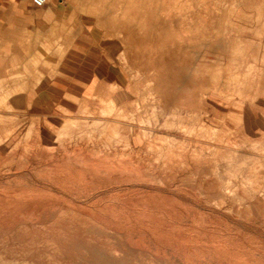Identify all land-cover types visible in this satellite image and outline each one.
Segmentation results:
<instances>
[{
    "label": "rangeland",
    "instance_id": "rangeland-1",
    "mask_svg": "<svg viewBox=\"0 0 264 264\" xmlns=\"http://www.w3.org/2000/svg\"><path fill=\"white\" fill-rule=\"evenodd\" d=\"M55 1L0 39V264H264V0Z\"/></svg>",
    "mask_w": 264,
    "mask_h": 264
},
{
    "label": "crops",
    "instance_id": "crops-1",
    "mask_svg": "<svg viewBox=\"0 0 264 264\" xmlns=\"http://www.w3.org/2000/svg\"><path fill=\"white\" fill-rule=\"evenodd\" d=\"M64 4L55 0H45L42 6H38L33 0H0V39L3 43L1 45L4 49L11 50L19 43V55H23L21 50L28 48L25 44L28 42L35 44L40 35L53 32L62 25L60 12L63 8H70ZM63 22L66 24V18Z\"/></svg>",
    "mask_w": 264,
    "mask_h": 264
},
{
    "label": "built area",
    "instance_id": "built-area-1",
    "mask_svg": "<svg viewBox=\"0 0 264 264\" xmlns=\"http://www.w3.org/2000/svg\"><path fill=\"white\" fill-rule=\"evenodd\" d=\"M33 1L38 6H42L45 3V0H33Z\"/></svg>",
    "mask_w": 264,
    "mask_h": 264
},
{
    "label": "bare ground",
    "instance_id": "bare-ground-1",
    "mask_svg": "<svg viewBox=\"0 0 264 264\" xmlns=\"http://www.w3.org/2000/svg\"><path fill=\"white\" fill-rule=\"evenodd\" d=\"M209 47V46H208ZM66 86V85H65ZM118 100V99H117ZM244 110V109H243Z\"/></svg>",
    "mask_w": 264,
    "mask_h": 264
}]
</instances>
